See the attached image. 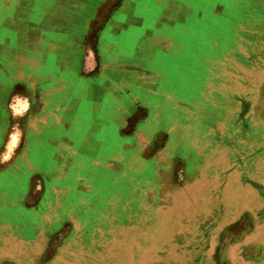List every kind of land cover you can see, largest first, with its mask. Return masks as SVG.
I'll return each instance as SVG.
<instances>
[{
    "label": "crops",
    "instance_id": "0c3cea01",
    "mask_svg": "<svg viewBox=\"0 0 264 264\" xmlns=\"http://www.w3.org/2000/svg\"><path fill=\"white\" fill-rule=\"evenodd\" d=\"M13 13L0 15V228L20 223L21 235L0 238V264H94L95 259L105 264L115 254H124L134 264L150 257L154 264L237 259L238 242L212 236L202 222H130V216L143 213L136 184L119 183L112 193L113 187L106 185L99 191L89 175L71 172L63 179L69 187L62 194L69 198V214L78 211L76 202L72 209V197L77 196L79 181L99 193L79 227L48 221V212L57 210L39 200L55 191L53 182L64 176L58 166L72 170L79 154L88 160L98 153L101 146L91 144V133L103 132L105 121L116 129L117 123L119 132L136 131L137 121L147 114L128 113L127 102L155 105L168 87L186 93L211 85L195 98L209 105L196 107L199 115L219 126L214 130L224 133L239 132L234 102L256 103L260 108H249L244 115L251 122L240 130L247 135L237 148L245 150L243 167L250 171L249 166L256 165L262 174L264 151L255 150L264 148V120H259L264 117V0H18ZM198 20L206 26H229L230 38L241 40L239 49L232 42L215 45L220 75L190 80L158 71L160 55L183 53L186 42L198 35ZM200 36L208 67L211 47ZM128 40L134 43L132 57L122 50ZM96 77L102 83H93ZM165 95L172 101L185 99ZM221 102H227L228 109ZM39 132L52 139L50 151L46 162L39 161L41 168L29 172L19 163L18 150L29 148L31 137ZM89 144L93 158L86 152ZM46 182L48 189L42 188ZM31 196L37 198L34 203ZM14 216L20 220L11 222ZM49 228L57 231L42 238Z\"/></svg>",
    "mask_w": 264,
    "mask_h": 264
},
{
    "label": "rangeland",
    "instance_id": "374dc122",
    "mask_svg": "<svg viewBox=\"0 0 264 264\" xmlns=\"http://www.w3.org/2000/svg\"><path fill=\"white\" fill-rule=\"evenodd\" d=\"M17 2L18 0H0V15L3 14L4 17L6 14L9 17L14 15ZM195 30H199L196 34L202 35L201 40L211 47V51L207 53V56L212 58V60L209 58L211 62L208 67H204L203 62H207L208 57L205 56L206 52L200 49V38L195 34L196 36H192L191 39L188 37L187 49L183 53L175 56L160 55L162 63L158 66V71H168L173 77L184 76L190 80L213 77L212 74L215 73L220 75L222 69L216 72L215 68L220 62L219 59L216 60L218 52L215 45L230 46L232 42L234 48L239 49L241 40L230 38L229 26L214 27V24L206 26L198 20ZM129 40L126 48L122 50L127 57H132L131 48L134 43ZM170 63L173 65H167ZM70 75L74 77V72ZM92 80L97 84L103 81L97 77ZM210 86L200 88L196 86L186 93L180 88L168 87L163 90L164 95L161 96L163 99L156 100L155 105L151 106L148 101L141 105L127 102L129 104L125 105L129 109L128 113L140 110L147 114L137 121V130L119 132L117 123L116 129L114 123L111 125L107 121L109 125L105 121L103 132L91 133L95 139H93L95 143L91 144L101 146L98 153L93 156L95 150L93 151L89 144L90 148H86V152L90 158L93 156V159L87 160L85 154L84 156L79 154L72 170V166L67 168L64 164L58 166L59 174L64 176L53 182L55 191L47 190L45 196L40 198V203L52 206L58 211L56 214L48 212L47 220L59 221L63 225L75 223L79 227L87 219V208L97 201L99 193L89 191L90 184L84 180L79 181L77 196L72 197V209L77 203L78 211L74 213L72 210L69 214V198L62 194L69 187V181L63 179L71 172L80 174L79 176L89 175L99 191L106 185L113 187L109 188L112 193L118 190L119 183H126L128 186L131 185L130 187L136 184L141 189L136 198L143 203L141 206L143 213L138 214L135 219L130 216V222L133 220L152 224L171 222L174 225L182 220L189 223L202 222L203 226L207 227L206 232L212 236L221 237L223 241L231 238L238 242L234 255L237 259L206 261L205 264H264V172L262 174L257 172L256 165H253V168L249 166L250 171H247L243 167L245 150L240 146L237 148L247 135L240 130L251 122L244 116L246 111L252 107L255 109L260 107L256 103L251 106V103L247 102H234L236 104L234 109L238 112L235 125L238 126L239 132L230 134L216 131L214 128L219 126L199 115L196 107L198 103L209 105L210 102L195 98L202 92H208ZM118 92L121 94V91ZM169 93L184 96L185 99L169 100L165 98L167 97L165 94ZM221 103L223 109H228L227 102ZM86 115L89 117V112ZM259 120L263 121L264 117L259 116ZM260 134L262 135L260 143L263 144L264 131ZM50 140L52 139L48 138V134L39 132L31 137L30 141L34 147L30 144L29 148L18 150L19 163L24 165L25 170L34 172L41 168L42 163L39 161L44 159L46 162ZM255 151L262 153L264 148ZM59 160L63 163V156ZM250 178L257 180L253 181ZM42 188L48 189L47 182ZM133 198L136 201V198ZM36 199L31 196L30 203H34ZM15 217L17 216L11 217V222L20 220ZM14 225H18L15 227L17 229L1 227L0 238L20 237L21 225L20 223ZM74 230L71 231L72 234L68 233L69 238L73 236ZM54 231L57 229L49 228L41 237L47 239ZM3 246L0 244V247ZM116 250L117 248L114 252H117ZM155 262L153 257H150L142 258V261L137 260L136 264ZM93 263L103 264L98 259ZM104 263L134 264L127 257L125 259L124 254L111 255L110 260Z\"/></svg>",
    "mask_w": 264,
    "mask_h": 264
}]
</instances>
